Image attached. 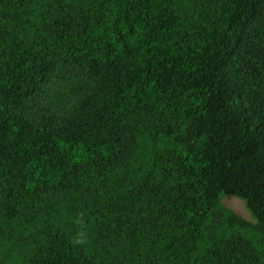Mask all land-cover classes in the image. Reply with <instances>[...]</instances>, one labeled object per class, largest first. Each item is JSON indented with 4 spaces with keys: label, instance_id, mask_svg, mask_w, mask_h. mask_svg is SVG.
<instances>
[{
    "label": "trees",
    "instance_id": "obj_1",
    "mask_svg": "<svg viewBox=\"0 0 264 264\" xmlns=\"http://www.w3.org/2000/svg\"><path fill=\"white\" fill-rule=\"evenodd\" d=\"M0 264H264V0H0Z\"/></svg>",
    "mask_w": 264,
    "mask_h": 264
},
{
    "label": "rangeland",
    "instance_id": "obj_2",
    "mask_svg": "<svg viewBox=\"0 0 264 264\" xmlns=\"http://www.w3.org/2000/svg\"><path fill=\"white\" fill-rule=\"evenodd\" d=\"M222 203L232 209L233 211H235L239 216L253 221L254 219L252 218V216L250 215L249 211L246 209L243 201L235 196L232 195H226L224 196V198L222 199Z\"/></svg>",
    "mask_w": 264,
    "mask_h": 264
}]
</instances>
